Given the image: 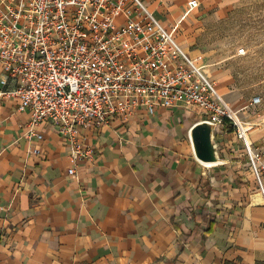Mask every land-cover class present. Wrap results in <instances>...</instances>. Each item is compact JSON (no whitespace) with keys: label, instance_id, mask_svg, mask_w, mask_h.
I'll list each match as a JSON object with an SVG mask.
<instances>
[{"label":"crops","instance_id":"1","mask_svg":"<svg viewBox=\"0 0 264 264\" xmlns=\"http://www.w3.org/2000/svg\"><path fill=\"white\" fill-rule=\"evenodd\" d=\"M143 1L169 25L185 18L186 2ZM18 106L0 102V264H264V194L232 127L215 132L221 159L206 165L188 136L195 107L138 109L83 129L95 154L69 175L55 125L27 135Z\"/></svg>","mask_w":264,"mask_h":264},{"label":"built area","instance_id":"2","mask_svg":"<svg viewBox=\"0 0 264 264\" xmlns=\"http://www.w3.org/2000/svg\"><path fill=\"white\" fill-rule=\"evenodd\" d=\"M198 4L187 0L185 14ZM175 28H165L143 0H0V102L19 100L18 110L31 117L29 136L43 137L36 130L43 121L55 125L70 147L69 175L95 154L83 129L138 109L193 106L214 132L233 128L264 194V151Z\"/></svg>","mask_w":264,"mask_h":264},{"label":"rangeland","instance_id":"3","mask_svg":"<svg viewBox=\"0 0 264 264\" xmlns=\"http://www.w3.org/2000/svg\"><path fill=\"white\" fill-rule=\"evenodd\" d=\"M186 1L170 0L168 3L169 6L185 5ZM198 2L199 6L189 11L185 18L178 17L179 23L169 25L168 17L155 15L165 28L176 26L174 33L184 51L191 57H198L199 64L208 69V76L216 82L229 106L239 112L246 126H253L248 137L254 148L264 151V0ZM182 12L183 17L186 8ZM240 48L243 53H239ZM254 96H260L259 103H251ZM168 109L175 118L185 111L178 105ZM240 146L243 148L242 143ZM240 153L245 158L244 167L252 174L247 153ZM261 177L264 184V172Z\"/></svg>","mask_w":264,"mask_h":264},{"label":"water","instance_id":"4","mask_svg":"<svg viewBox=\"0 0 264 264\" xmlns=\"http://www.w3.org/2000/svg\"><path fill=\"white\" fill-rule=\"evenodd\" d=\"M188 136L196 159L202 163L220 162L221 158L218 154L216 136L207 120L194 122L189 127Z\"/></svg>","mask_w":264,"mask_h":264},{"label":"trees","instance_id":"5","mask_svg":"<svg viewBox=\"0 0 264 264\" xmlns=\"http://www.w3.org/2000/svg\"><path fill=\"white\" fill-rule=\"evenodd\" d=\"M230 129H231V128H230ZM216 223H217L216 219H214V218H210V222L208 223L206 229H204V230L202 231V235H205V234H207L208 232H210V231L213 229V227L216 225ZM194 232H196V233H199V232H200L198 224L196 225V227H195V229H194Z\"/></svg>","mask_w":264,"mask_h":264},{"label":"bare ground","instance_id":"6","mask_svg":"<svg viewBox=\"0 0 264 264\" xmlns=\"http://www.w3.org/2000/svg\"><path fill=\"white\" fill-rule=\"evenodd\" d=\"M186 14H188V12L186 13ZM186 14L184 15L185 17H186ZM196 60L198 61L199 60V58L197 57L196 58ZM206 71H208V69H205ZM253 126H250V127H248L249 129L250 128H252ZM250 140V139H249ZM204 164H206V165H213V164H215V163H204ZM253 201H258V200H260V195L259 194H257V195H254L253 197Z\"/></svg>","mask_w":264,"mask_h":264}]
</instances>
